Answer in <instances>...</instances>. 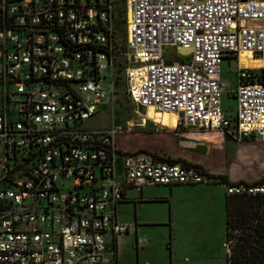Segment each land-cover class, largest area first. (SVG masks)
Wrapping results in <instances>:
<instances>
[{
    "label": "built area",
    "instance_id": "2783aa9c",
    "mask_svg": "<svg viewBox=\"0 0 264 264\" xmlns=\"http://www.w3.org/2000/svg\"><path fill=\"white\" fill-rule=\"evenodd\" d=\"M113 2L0 0V264H116L124 189L211 181L198 167L118 150L116 128H84L113 101L120 64L135 113L264 141V82L254 75L264 70V0H123L122 37ZM176 48L191 53H164ZM242 53L259 66L241 65ZM225 58L237 64L233 117L221 110ZM224 193L264 196V182Z\"/></svg>",
    "mask_w": 264,
    "mask_h": 264
},
{
    "label": "rangeland",
    "instance_id": "374dc122",
    "mask_svg": "<svg viewBox=\"0 0 264 264\" xmlns=\"http://www.w3.org/2000/svg\"><path fill=\"white\" fill-rule=\"evenodd\" d=\"M122 6V0H114L115 18L111 22V28L115 31L117 37H122L125 32ZM164 53H171L176 58L183 59L190 55L191 50L189 48L165 49ZM254 66H259V64L252 63V67ZM114 76L113 101L110 104L101 106L95 116L84 121V128L88 130L118 129L119 131L114 134V143L116 148L123 152L142 150L158 156L160 147L190 152L193 148H196L197 144L195 140L193 141L195 137L185 134V131H176L179 136L175 138L173 136L175 132L172 131L173 123L170 124L163 120L160 113L151 110H145L143 114L141 112L135 113L133 105L126 96L127 86L122 64L114 72ZM219 79L222 90L221 110L224 114L233 117L235 103L229 97L227 91L233 88L234 85L235 61H231L228 66L225 62L221 63ZM153 124L165 130H159ZM219 134L221 135V133ZM227 139V142L223 144L222 153L225 152L230 156L244 159L252 157L253 162L248 166H243L242 170L252 173H264V141L256 139L252 142H236ZM118 166L117 163V172ZM226 171L230 173V170L227 169ZM140 189L139 192L129 191V199L116 207L117 223L128 226L127 234L118 237L115 251L116 264H225V255L228 259L233 241L229 244L226 254L223 236L217 240L209 234L211 224L203 222L200 226H197L191 222L194 216L189 217L191 210L189 211L188 203L185 206L189 212H187L188 218L178 220L177 232L170 237L168 207L162 203L163 199L160 198L168 193L169 187L145 183ZM179 192L177 198L180 203V200L182 202L183 199L181 195L183 193ZM139 203H144L141 211L143 216L153 213L149 224L145 225L143 219H138L135 214V209L136 213L139 209ZM135 220L139 224L137 230H140V232L137 233V236L141 240L139 247L144 248L142 252L138 251L139 248H135L134 237L128 234ZM196 227L201 229L200 235L204 237L203 244H199L200 241H195L193 238ZM182 228H185V230H182ZM206 244H212L213 250L211 251Z\"/></svg>",
    "mask_w": 264,
    "mask_h": 264
},
{
    "label": "crops",
    "instance_id": "0c3cea01",
    "mask_svg": "<svg viewBox=\"0 0 264 264\" xmlns=\"http://www.w3.org/2000/svg\"><path fill=\"white\" fill-rule=\"evenodd\" d=\"M231 61H234L232 59H223L221 61L225 62L227 66ZM221 65V64H220ZM252 66V65H251ZM236 70H237V64L235 62V81L233 88L235 86L236 82ZM231 88L228 92V95L231 90ZM222 92V90H221ZM231 98V96L229 95ZM172 123V122H167ZM165 130V129H163ZM175 133H173V136L175 138H178V132L180 130H172ZM185 131V134L192 135L193 141L195 140L196 148L190 151H182V150H175L172 148H165L160 147L159 155L158 157L169 159V160H176V162H179L181 164L191 165L198 167L202 172H204L207 176H221L223 177L227 184H233V183H259L263 182L264 180V173H252V172H245L242 170L243 166H248L251 162H253V158H238L237 156H230L229 154H226L225 152L222 153L223 150V144L227 142V137L218 131H197V130H181ZM221 133V135L219 134ZM182 134V133H181ZM180 134V135H181ZM248 141V142H252ZM192 142V140H190ZM215 153V154H213ZM230 170L229 171L226 170ZM226 184L219 183L217 180L211 179L209 183L206 184H197V185H173V186H167L169 187L168 193L166 195H163L160 197L163 199L162 203L166 204L168 207V230H169V236L175 235L177 232V222L180 219H186L188 218V211L186 209V204H189V217L194 216L191 220V222L195 223L197 226H200L203 222L211 224V229L209 231V234L212 235L215 239L219 240L220 237L223 236L224 238V249H225V233H226V211H225V198L226 195L224 193V187ZM129 191H135L133 189H124L123 190V199L120 202L123 204L126 200L129 199L128 192ZM141 191V189L139 190ZM138 191V192H139ZM181 191L183 194H181L183 197L182 202L177 198V196L180 194ZM137 192V191H135ZM179 192V193H178ZM119 203V204H120ZM118 204V205H119ZM148 204V203H145ZM139 209L135 214L137 215L138 219H143V223L149 224L153 213H148L143 216L141 213L142 207L144 203H139ZM117 207V206H116ZM181 208H183L181 210ZM188 212V213H187ZM137 224L136 220L134 221V224L131 226L130 230V236L134 237L135 240V248H139L138 251H143V247H139L140 245V239L137 236V233L140 232V230H137ZM127 226V225H126ZM185 227V226H184ZM182 230H185V228H182ZM201 229L199 227H196L194 230L195 235L193 238L195 241H200L199 244H203V238L200 235ZM128 232V226L126 232H124L121 236L127 234ZM202 241V242H201ZM198 244V243H197ZM210 250H213L212 244H206Z\"/></svg>",
    "mask_w": 264,
    "mask_h": 264
},
{
    "label": "trees",
    "instance_id": "16d2710c",
    "mask_svg": "<svg viewBox=\"0 0 264 264\" xmlns=\"http://www.w3.org/2000/svg\"><path fill=\"white\" fill-rule=\"evenodd\" d=\"M254 75L261 82H264V70H259L254 73ZM155 157L165 161L176 162V160H169L158 156ZM181 165L191 166L185 164ZM208 177L217 180L219 183L227 184L226 180L221 176ZM225 211V238L227 241L233 239V247L229 254L230 263L264 264V196L252 198L226 196Z\"/></svg>",
    "mask_w": 264,
    "mask_h": 264
},
{
    "label": "bare ground",
    "instance_id": "6f19581e",
    "mask_svg": "<svg viewBox=\"0 0 264 264\" xmlns=\"http://www.w3.org/2000/svg\"><path fill=\"white\" fill-rule=\"evenodd\" d=\"M239 59H240V64L241 65L251 66L252 63H258L259 64V61L257 59H254V58L250 57V55L247 54V53L240 54ZM160 114H161V117H162L163 120H165L166 122H169V121L172 122L173 123L172 125L174 127L176 118H175V116L173 114H165V113H160ZM186 130L194 131L195 129L192 128V127H188Z\"/></svg>",
    "mask_w": 264,
    "mask_h": 264
},
{
    "label": "flooded vegetation",
    "instance_id": "af4514ba",
    "mask_svg": "<svg viewBox=\"0 0 264 264\" xmlns=\"http://www.w3.org/2000/svg\"><path fill=\"white\" fill-rule=\"evenodd\" d=\"M225 243H227V240H226V238H225Z\"/></svg>",
    "mask_w": 264,
    "mask_h": 264
},
{
    "label": "water",
    "instance_id": "95a60500",
    "mask_svg": "<svg viewBox=\"0 0 264 264\" xmlns=\"http://www.w3.org/2000/svg\"><path fill=\"white\" fill-rule=\"evenodd\" d=\"M242 1H244V0H242Z\"/></svg>",
    "mask_w": 264,
    "mask_h": 264
}]
</instances>
